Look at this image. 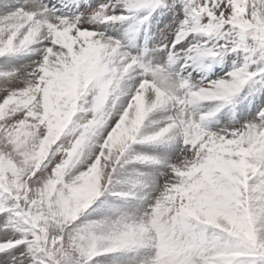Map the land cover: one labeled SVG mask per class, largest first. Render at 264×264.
Returning a JSON list of instances; mask_svg holds the SVG:
<instances>
[{
  "label": "snow or ice",
  "instance_id": "obj_1",
  "mask_svg": "<svg viewBox=\"0 0 264 264\" xmlns=\"http://www.w3.org/2000/svg\"><path fill=\"white\" fill-rule=\"evenodd\" d=\"M0 264H264V0H0Z\"/></svg>",
  "mask_w": 264,
  "mask_h": 264
},
{
  "label": "rangeland",
  "instance_id": "obj_2",
  "mask_svg": "<svg viewBox=\"0 0 264 264\" xmlns=\"http://www.w3.org/2000/svg\"><path fill=\"white\" fill-rule=\"evenodd\" d=\"M193 75H196V73H193ZM134 147H136L137 149H146L147 150V149H151L154 146H150V145H134ZM155 147H159V146H155ZM137 169H138L139 172L147 174L151 170V166H140V165H138ZM130 177L132 179H135L137 177V172L130 173ZM98 214H99V209H97L95 211H91L90 210L91 217H95Z\"/></svg>",
  "mask_w": 264,
  "mask_h": 264
}]
</instances>
